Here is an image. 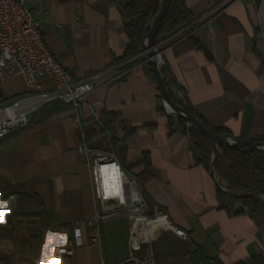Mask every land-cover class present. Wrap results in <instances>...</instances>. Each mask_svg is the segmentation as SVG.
<instances>
[{
  "label": "crops",
  "instance_id": "crops-1",
  "mask_svg": "<svg viewBox=\"0 0 264 264\" xmlns=\"http://www.w3.org/2000/svg\"><path fill=\"white\" fill-rule=\"evenodd\" d=\"M223 2L184 0L191 21L160 46L162 73L172 99L181 103L179 87L183 105L207 128L264 140V0ZM29 9L44 45L73 80L97 77L78 122L72 106L56 100L0 139V264H60L55 249L73 240L75 227L81 245L68 264L129 257L126 216L101 222V243L90 244L99 209L78 148L91 131L88 145L111 150L141 182L149 208L187 234L161 230L139 257L150 249L155 264H264V220L219 192L189 127L166 115L141 46L122 59L135 46L117 0H32ZM42 82L51 88L49 79ZM1 85L0 100L25 94L19 75Z\"/></svg>",
  "mask_w": 264,
  "mask_h": 264
},
{
  "label": "built area",
  "instance_id": "built-area-1",
  "mask_svg": "<svg viewBox=\"0 0 264 264\" xmlns=\"http://www.w3.org/2000/svg\"><path fill=\"white\" fill-rule=\"evenodd\" d=\"M232 1L224 0L223 4ZM31 2L0 0V85L19 75L25 89L24 95L0 100V139L24 128L39 107L56 100L70 104L76 111L75 120L78 122V110L93 92V81L97 77L92 74L73 80L70 71L54 59L49 49L40 46L42 37L37 21L34 17L33 20H24V12L30 11ZM179 34L180 31H176L174 36ZM43 79L50 80V89H44ZM177 95L183 103L182 91L178 90ZM78 150L89 165L93 197L99 209L91 221L90 244L101 243V222L120 216H126L129 220V257L111 264H155L150 249L142 258L137 255L141 245L151 241L134 240L136 232L133 227L138 217L160 220L164 226L159 231L170 230L181 239L187 238L186 232L174 226L166 213L155 205L149 208L141 182L121 168L111 150L94 148L86 143ZM80 245L79 228L75 227L73 240L56 248L55 255L60 260H67L72 257L75 247Z\"/></svg>",
  "mask_w": 264,
  "mask_h": 264
},
{
  "label": "trees",
  "instance_id": "trees-1",
  "mask_svg": "<svg viewBox=\"0 0 264 264\" xmlns=\"http://www.w3.org/2000/svg\"><path fill=\"white\" fill-rule=\"evenodd\" d=\"M117 4L123 19L125 33L130 43L135 46L133 49L125 51L122 59H126L137 53V47L141 46L140 42L146 25L158 11L160 0H117ZM190 21L191 16L184 0H172L158 30V38L162 39L168 36ZM147 63L150 66L148 61ZM150 70L152 72L151 66ZM187 110L194 114L191 110ZM199 120L208 127L201 118ZM180 121L184 123L183 120ZM210 130L218 134L224 133L220 130ZM189 134L196 155L209 163L212 155V147L209 142L192 128H189ZM92 135H95L94 131L85 133L86 144H89ZM260 141L264 142L262 139ZM213 167L217 177L225 182L226 188L230 191L234 193L261 191L251 196L231 197V199L240 202L241 206L255 218L259 217L264 220V201L260 198V196H264V151L246 146L220 148L214 158ZM27 264H31V262L27 261Z\"/></svg>",
  "mask_w": 264,
  "mask_h": 264
},
{
  "label": "water",
  "instance_id": "water-1",
  "mask_svg": "<svg viewBox=\"0 0 264 264\" xmlns=\"http://www.w3.org/2000/svg\"><path fill=\"white\" fill-rule=\"evenodd\" d=\"M172 0H160V6L152 20L147 23L146 29L143 32L141 38V52L146 56L149 62L156 85L159 91V96L162 104L166 110V115L169 117H175L177 119L183 120L185 124L194 129L199 133L205 140L209 142L212 147V155L209 164L210 175L213 177L215 186L223 194L232 198H243L251 196L253 194L260 193L261 191H256L255 193H234L226 188L216 176L213 161L216 154L220 151V148L232 147V146H246L254 148L260 151H264V142L254 141V140H244L233 137L230 134H218L207 128L195 115L189 112L183 103L175 102L169 92L166 80L162 73V66L160 65V46L167 41V37L162 39L158 38V30L160 28L161 22L170 6ZM181 90L177 87V91ZM60 264H68L67 261L62 260Z\"/></svg>",
  "mask_w": 264,
  "mask_h": 264
},
{
  "label": "bare ground",
  "instance_id": "bare-ground-1",
  "mask_svg": "<svg viewBox=\"0 0 264 264\" xmlns=\"http://www.w3.org/2000/svg\"><path fill=\"white\" fill-rule=\"evenodd\" d=\"M24 20H33L30 11L24 12ZM40 46H45L42 39H40ZM163 226V222L160 220H143L141 217H138L135 219L133 227L134 232H136L134 240H152L158 235L160 228Z\"/></svg>",
  "mask_w": 264,
  "mask_h": 264
},
{
  "label": "snow or ice",
  "instance_id": "snow-or-ice-1",
  "mask_svg": "<svg viewBox=\"0 0 264 264\" xmlns=\"http://www.w3.org/2000/svg\"><path fill=\"white\" fill-rule=\"evenodd\" d=\"M54 239H55V237H49V242H50V243L53 242ZM61 239H63V237H61Z\"/></svg>",
  "mask_w": 264,
  "mask_h": 264
},
{
  "label": "rangeland",
  "instance_id": "rangeland-1",
  "mask_svg": "<svg viewBox=\"0 0 264 264\" xmlns=\"http://www.w3.org/2000/svg\"><path fill=\"white\" fill-rule=\"evenodd\" d=\"M0 87H2V85H0ZM261 198V197H260ZM5 264H7V263H5Z\"/></svg>",
  "mask_w": 264,
  "mask_h": 264
}]
</instances>
